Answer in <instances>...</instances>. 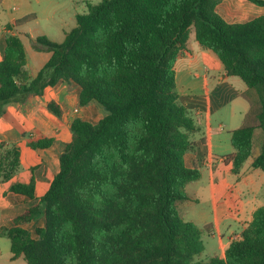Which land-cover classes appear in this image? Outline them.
<instances>
[{"label": "trees", "instance_id": "16d2710c", "mask_svg": "<svg viewBox=\"0 0 264 264\" xmlns=\"http://www.w3.org/2000/svg\"><path fill=\"white\" fill-rule=\"evenodd\" d=\"M223 0H100L75 17L63 42L37 37L34 48L50 53L30 79L21 40L6 35L0 61V115L15 105L24 115L32 97L59 82L80 89V108L95 103L105 115L92 124L75 117L58 172L35 197L36 168L28 183L8 192L31 205L0 227L11 259L26 264H264V206L232 241L222 257L194 261L204 250L200 229L179 215L186 185L199 179L185 155L200 131L180 103L175 63L189 33L221 62L224 74L239 78L249 109L230 132L234 152L225 156L237 174L252 155L255 130L262 132L252 168L264 172V15L228 23L217 12ZM264 6L262 0H247ZM31 15L16 21L27 23ZM8 28H10L8 26ZM47 111L61 119L49 101ZM52 138L30 140L32 150L48 149ZM20 149L0 141V183L21 170ZM37 221L32 231L25 225Z\"/></svg>", "mask_w": 264, "mask_h": 264}, {"label": "crops", "instance_id": "0c3cea01", "mask_svg": "<svg viewBox=\"0 0 264 264\" xmlns=\"http://www.w3.org/2000/svg\"><path fill=\"white\" fill-rule=\"evenodd\" d=\"M89 5H94L93 0H0V61L5 36L14 35L24 46L28 76L30 79L35 78L51 55L36 50L35 39L44 36L54 42L49 39L48 31L55 29L64 40L65 35L76 26L75 17L86 13ZM216 10L228 23H244L264 15V6H257L247 0H223ZM29 15L32 17L30 21L16 25V21ZM237 20L244 22H236ZM189 39L190 33L186 49L179 54L174 68L180 103L192 112L191 117L200 128V131L191 136L196 148L185 155V166L198 170L200 177L186 185L184 190L193 189L191 194H186L187 199L178 205L189 213L196 209L200 201L209 205L208 213L213 222L205 224L204 227L209 236H219L222 257L229 244L241 238V232L252 220L255 210L264 206V172L251 166L259 150L252 152L237 174L232 173L231 163L225 161V156L234 152L230 132L242 126L249 109L248 103L242 97L246 86L239 78L226 76L222 64L219 65L212 55H200L199 52L198 56H194L188 46ZM196 65L204 66L201 76L193 72ZM79 91L78 86L73 83L59 82L54 87L46 88L41 96L31 98L27 115L19 111L17 106L9 105L0 117V141L19 147L21 168L23 167L10 183H0V227H11L13 218L31 205L28 199L9 193L10 184L28 183L32 176L30 169L36 168L33 173L35 197L39 199L58 172L59 156L70 140L71 121L79 116L94 124L105 115L103 109L95 103L80 108ZM49 101H55L60 106L63 113L61 119L47 111L46 105ZM96 113L98 118H95ZM44 118L64 123L68 129L66 131L63 128L66 141L62 148H59L60 142L56 138L47 135L49 132L48 129L45 131L47 125ZM227 124L234 126L225 133L224 127ZM40 131H45V134ZM59 131L56 130L57 133ZM25 135L29 137L26 139ZM40 138H52L54 142L48 149L32 150L27 147L30 140ZM35 226H39L37 221L25 225L24 228L32 231ZM2 238L0 236V257L3 254ZM19 258L22 257L12 260L10 253L8 261L13 263Z\"/></svg>", "mask_w": 264, "mask_h": 264}, {"label": "rangeland", "instance_id": "374dc122", "mask_svg": "<svg viewBox=\"0 0 264 264\" xmlns=\"http://www.w3.org/2000/svg\"><path fill=\"white\" fill-rule=\"evenodd\" d=\"M99 1L100 0H93L94 4L98 3ZM85 10L86 9H84V11ZM236 22H244V21L237 20ZM48 33H49L48 34L49 39L53 40L54 42H58V43L62 42L63 39H62L60 32H57L55 29H49ZM188 46H189V49L192 51L194 56H198L199 54L201 55V53H203L204 55L210 54V55H212V57H215L216 61L219 63V65H221V63L219 62L217 57L212 52H209L207 50H203V49L199 48V46L197 47V43L195 42V38H194V30L193 29H191V31H190V39H189ZM206 60L208 61L209 59L206 58ZM211 66H213V64H211ZM193 72H194V74L196 72V74L201 76L204 73V66L196 65V70H194ZM237 80H239V79H237ZM78 114L79 113H76V115H78ZM3 115L4 114L0 115V117H2ZM190 115H192L191 111H190ZM98 117H99V115H97V113H96L95 118H98ZM44 120H45L46 125H47L45 131L48 129V132H49V133H47V135H50V136L56 138V140H58L60 142L59 148H62V145L66 141L65 136H64L65 133L63 131H64V129H66V131H68V129L64 126V123H58V122H56L55 119L54 120H48V119L44 118ZM233 126L234 125L227 124L224 127L225 133H227L231 128H233ZM36 129H38V128H36ZM39 130H42V128ZM56 130H60L59 133H57ZM45 131H40V133L44 132V134H45ZM28 137H29V135H25L26 139ZM14 140H17V139H14ZM19 140H21V139H19ZM261 142H262V132L260 129H257V130H255V134H254L253 153H255L259 150ZM21 169L23 170V167ZM39 176L41 177V175H39ZM192 189L193 188H187L186 190H184L185 194H191L190 192L192 191ZM262 204L264 205V201L262 202ZM208 206L209 205H207V203L200 201V203L198 205H196V209L194 211H192L191 213H189L186 211V209L182 208L181 205H178L180 217L183 219V221L193 223L194 225H196L197 227L202 229L205 224L213 222L212 218L210 217V214L208 213ZM201 240H202V243L204 245V250L202 251V253H200L198 256H196L194 258V261H196V262L197 261H207L212 257H215V256L220 257L221 256L220 241H219V236L217 234H215L213 237V236H209L207 234V231H203L201 234ZM9 247H10L9 240L7 238L3 237L1 240V248H2L1 250L3 251V254L0 257V264H26V262L22 258H19L18 260H15V262L10 263L8 261V257L10 255Z\"/></svg>", "mask_w": 264, "mask_h": 264}]
</instances>
